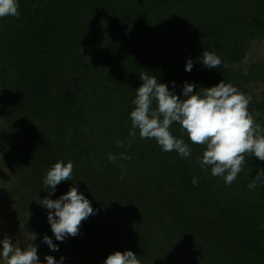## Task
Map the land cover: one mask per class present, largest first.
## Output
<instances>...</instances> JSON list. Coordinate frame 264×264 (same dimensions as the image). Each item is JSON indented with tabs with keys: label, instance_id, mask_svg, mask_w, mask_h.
<instances>
[{
	"label": "trees",
	"instance_id": "obj_1",
	"mask_svg": "<svg viewBox=\"0 0 264 264\" xmlns=\"http://www.w3.org/2000/svg\"><path fill=\"white\" fill-rule=\"evenodd\" d=\"M20 18H0V105L9 162L17 178V221L22 247L63 264H103L131 250L141 264H264V186L247 185L264 162L245 154L236 180L226 185L201 168L205 146L181 126L171 133L192 149L181 158L154 138L129 135L141 74L155 75L183 97L185 82L209 88L221 80L250 96L264 84V64L248 73L242 62L264 37V0H18ZM219 68H206L203 51ZM191 59V72L185 66ZM174 82V85H173ZM250 113L264 125V89ZM132 140L131 145L128 140ZM123 141V146L117 142ZM115 154V162L108 160ZM131 156L121 159V154ZM74 164L71 181L50 194L43 178L57 161ZM196 178L198 183L193 185ZM77 187L96 215L79 234L56 241L38 204ZM58 244L51 251L43 236Z\"/></svg>",
	"mask_w": 264,
	"mask_h": 264
},
{
	"label": "clouds",
	"instance_id": "obj_2",
	"mask_svg": "<svg viewBox=\"0 0 264 264\" xmlns=\"http://www.w3.org/2000/svg\"><path fill=\"white\" fill-rule=\"evenodd\" d=\"M18 0H0V18L6 16L20 18ZM206 68H219L223 61L214 52L203 51L198 58ZM193 61L188 59L185 71L191 72ZM141 85L136 89L133 100L134 109L130 112L131 129L129 135L136 138L137 130L141 139L154 138L164 152L175 151L181 158L191 155L192 149L183 138H176L170 131L173 123L181 126V132L187 133L192 144L203 145L205 150L198 159L200 167L211 166L213 177L223 178L230 186L242 171L245 154H250L264 162V125L257 122L261 117L259 111L250 113L248 105L252 99L231 85L221 80L218 84L197 88L195 83L185 82L183 97L169 90L166 83L159 82L155 75L141 74ZM174 85V82H173ZM132 140H128L131 145ZM123 146V141L117 142ZM121 159L130 160L131 156L121 154ZM115 154L109 153L108 160L115 162ZM74 164L68 161H57L47 171L43 185L50 194L64 181H71ZM197 184L196 178L192 180ZM264 186V169H258L257 175L247 185L249 189ZM38 204L48 209L47 220L51 226L56 241L64 242L68 237L79 234L82 221H85L97 211L91 202L73 186L58 197L38 199ZM32 242L26 248L17 247L8 236L0 240L2 250L0 258L6 264H42L38 257V246ZM43 242L53 252L58 251V244L53 243L48 235L43 236ZM64 257L59 261L52 255H46V264H63ZM103 264H141L138 256L131 250L114 251L103 261Z\"/></svg>",
	"mask_w": 264,
	"mask_h": 264
},
{
	"label": "rangeland",
	"instance_id": "obj_3",
	"mask_svg": "<svg viewBox=\"0 0 264 264\" xmlns=\"http://www.w3.org/2000/svg\"><path fill=\"white\" fill-rule=\"evenodd\" d=\"M256 63L264 64V37L256 41L247 57L242 62L235 64L234 67L243 73H248ZM263 89L264 84L261 81L251 82L248 86V92L253 100L262 98ZM6 130L4 109L0 105V240L6 235L11 238L13 244L21 248L22 243L15 205L17 178L13 174L11 164L3 160V154L9 147ZM0 250H2V245H0ZM0 264H6V262L0 258Z\"/></svg>",
	"mask_w": 264,
	"mask_h": 264
}]
</instances>
